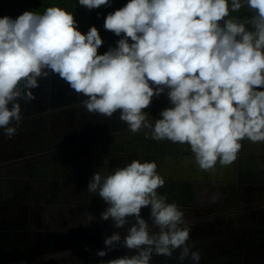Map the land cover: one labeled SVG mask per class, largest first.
Returning <instances> with one entry per match:
<instances>
[{"label": "clouds", "instance_id": "9594fccd", "mask_svg": "<svg viewBox=\"0 0 264 264\" xmlns=\"http://www.w3.org/2000/svg\"><path fill=\"white\" fill-rule=\"evenodd\" d=\"M88 10L110 0H78ZM247 7L246 19L231 13ZM104 29L121 37L98 54L103 40L95 26L78 29L72 13L47 7L0 16V129L11 139L22 121L19 101L49 73L86 99L88 113L119 118L129 130L147 129L153 139L187 144L205 172L233 163L241 141L264 143V0H128L108 13ZM168 89L173 107L149 122L143 109ZM155 161L132 160L112 172H96L87 191L106 203L101 220L126 235L104 239L134 252L107 264H151L152 257L200 260L189 245L191 227L175 202H167L165 179ZM150 208L149 218L141 216ZM87 222L95 220L91 214ZM149 220L151 223H149ZM99 257L107 251L98 250Z\"/></svg>", "mask_w": 264, "mask_h": 264}, {"label": "flooded vegetation", "instance_id": "af4514ba", "mask_svg": "<svg viewBox=\"0 0 264 264\" xmlns=\"http://www.w3.org/2000/svg\"><path fill=\"white\" fill-rule=\"evenodd\" d=\"M165 90L143 109L149 122L161 119L162 110L173 107ZM32 91L34 100L19 101L22 121L16 134L9 139L0 129V264H25L82 248L96 252L107 249L104 239L113 232L123 238L134 219L129 218L122 228H115L111 219L101 220L107 205L98 194H90L87 185L94 173H110L134 159L157 163L165 179L158 192L183 211L191 234L219 235L233 231L241 222L264 223V143L245 139L233 163L221 166L217 162L215 171L205 172L189 145L157 141L147 129L133 133L119 112L110 118L88 113L83 107L86 97L55 74L40 79ZM65 99L69 105L59 106ZM25 176L44 185L47 197L22 184ZM60 179L72 184L68 191L61 192ZM60 194L67 196V202L86 206L95 220H86L85 228L56 215L45 217V205L57 206ZM149 213L150 208L141 210L146 220ZM254 236L251 241L264 240V229ZM221 240V244L227 242V238ZM112 252L134 254L121 245ZM232 252L237 250L226 247L219 257L233 261ZM178 254L177 250L172 258L154 255L152 261L172 263Z\"/></svg>", "mask_w": 264, "mask_h": 264}, {"label": "rangeland", "instance_id": "374dc122", "mask_svg": "<svg viewBox=\"0 0 264 264\" xmlns=\"http://www.w3.org/2000/svg\"><path fill=\"white\" fill-rule=\"evenodd\" d=\"M15 1L18 3H14ZM113 1L118 2L120 0ZM126 1L127 0H122L117 7H123L126 4ZM21 2L22 0H0V16L7 15L15 19L25 10L43 14L47 7L58 6L73 14L74 19L77 21L78 29L82 33H86L89 29V26L87 25L88 22H86V11L81 7V5H79L78 0H26L27 4H22ZM112 6L113 4L110 3V7ZM111 10L112 9H110V12ZM115 10L116 9H114V11ZM107 14L108 13L104 11L98 13L99 21L96 20L97 24H95L103 40V46L98 48V54H101L104 49L108 50L109 48L116 47L117 40L121 38L104 29V18ZM230 15L243 20L249 18L253 15V13L245 6L240 11L231 13ZM92 26H94V24H92ZM69 102V99H65L64 103L59 106L67 107ZM22 181V184L28 186L30 191H36L39 195H42L43 193L44 198L47 197V191L44 188L45 186L34 180V178L25 176ZM71 185L72 184H69L68 180L60 179L59 189L61 192L63 189L68 191ZM66 198L67 196L65 194H60L58 199H61V201L57 202V206L45 205L46 210L44 209L43 211L45 217H49L50 214L51 216L56 215L61 217L64 221L76 222V224L84 225L88 215V208L82 204L74 205L72 202H67L68 198ZM83 227L86 228L85 225ZM258 229H264V223L258 225L256 223L249 224L241 222L233 231H226L224 233H220L219 235L208 231H200L199 233L197 232L194 234L190 233L189 240L198 241L193 243L189 241L188 243L192 246V251H199V254H202L200 255L198 264H204L206 261L207 263L205 264H264V240H259L260 242L250 240V236L255 238L254 235H257ZM224 238H227V242H225V244H221V242L224 243V241L221 240ZM226 247L235 248L237 250V252H232L233 254L235 253L234 255L236 257L233 261L229 258L225 259L224 256L219 257L221 256L220 251L226 249ZM216 249L217 253L214 254L213 251ZM105 251H107V255L99 257L96 255L97 251H88L87 249L82 248L78 249V251L62 253L51 258L45 257L43 259H38L25 264H107V262L111 259L129 255L127 252L113 253L112 250L108 249H105ZM161 261H166V263L168 262L165 259ZM161 261L153 259L151 264H161L163 263ZM171 261L173 264H180L178 259H172ZM184 262L186 264H194L191 259H186ZM168 263L172 264L170 262Z\"/></svg>", "mask_w": 264, "mask_h": 264}, {"label": "trees", "instance_id": "16d2710c", "mask_svg": "<svg viewBox=\"0 0 264 264\" xmlns=\"http://www.w3.org/2000/svg\"><path fill=\"white\" fill-rule=\"evenodd\" d=\"M111 1H113V0H111ZM37 2H39V1H37ZM128 2V0L126 1V3ZM14 3H18V2H14ZM22 4H27V2H26V0H22V2H21ZM33 5H35V4H33ZM32 5V6H33ZM86 12H85V14L87 15V19H86V22H88V26L90 27V26H92V24H94V26L95 27H97L95 24H97V22H96V20L97 21H99V15H98V13H100V12H107V13H110V9H111V7L110 8H108V6L106 7V6H101V7H99V8H95V9H92V10H88V9H86L85 7H83V6H81ZM113 8V7H112ZM113 10H111V12H112ZM73 12H74V10H73ZM106 16V15H105ZM98 18V19H97ZM100 29V28H99ZM104 50H106V49H104Z\"/></svg>", "mask_w": 264, "mask_h": 264}, {"label": "crops", "instance_id": "0c3cea01", "mask_svg": "<svg viewBox=\"0 0 264 264\" xmlns=\"http://www.w3.org/2000/svg\"><path fill=\"white\" fill-rule=\"evenodd\" d=\"M120 2H122V0H120V1H118V2H115V1H111V0H110V3L113 4V6H112L113 8L111 7V9H112L113 11H114V9H117V8H118L117 6L119 5ZM106 7H107V6H106ZM108 8H110V4H109ZM252 13H253V12H252ZM253 14H254V13H253ZM165 91L167 92L168 89H166Z\"/></svg>", "mask_w": 264, "mask_h": 264}]
</instances>
